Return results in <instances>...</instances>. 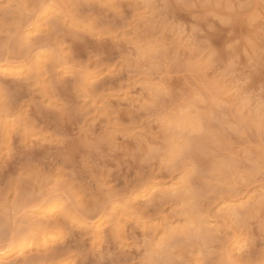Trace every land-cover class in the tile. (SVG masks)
<instances>
[{
	"label": "rangeland",
	"instance_id": "374dc122",
	"mask_svg": "<svg viewBox=\"0 0 264 264\" xmlns=\"http://www.w3.org/2000/svg\"><path fill=\"white\" fill-rule=\"evenodd\" d=\"M0 264H264V0H0Z\"/></svg>",
	"mask_w": 264,
	"mask_h": 264
}]
</instances>
